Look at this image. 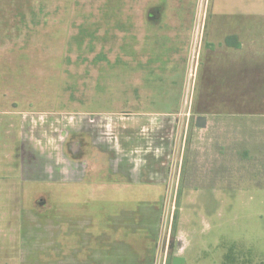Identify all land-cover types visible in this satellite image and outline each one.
Wrapping results in <instances>:
<instances>
[{"label":"rangeland","instance_id":"rangeland-1","mask_svg":"<svg viewBox=\"0 0 264 264\" xmlns=\"http://www.w3.org/2000/svg\"><path fill=\"white\" fill-rule=\"evenodd\" d=\"M163 1L0 0V145L9 143L0 147V264H86L21 261L23 206L56 194L66 221L82 219L119 195L88 184L122 183L165 195L152 203L161 228L151 264H264L263 27H252L256 39L231 69L224 27L212 25L262 21L264 0H196L176 107L154 104L143 63L142 36L158 27L140 19L163 14ZM14 137L24 140L17 158ZM9 162L41 183L12 185L20 179L3 169Z\"/></svg>","mask_w":264,"mask_h":264},{"label":"crops","instance_id":"crops-1","mask_svg":"<svg viewBox=\"0 0 264 264\" xmlns=\"http://www.w3.org/2000/svg\"><path fill=\"white\" fill-rule=\"evenodd\" d=\"M157 7L160 8L159 10H163V14L158 17L140 19L142 25L150 23L151 26L158 27L151 29L150 32L153 34L142 36L141 45L144 49L149 50L147 52L150 54L143 63L150 68L149 85L153 90L152 100L156 101L154 104L176 107L179 105L177 97L179 99L178 95L184 83L187 50L191 38V26L194 23L193 12L196 7V0H165ZM247 7L254 8L250 5ZM247 7L246 9H248ZM166 11H173L172 16ZM226 16L222 18L224 19ZM212 25L213 27H224L221 41L218 42H221L222 45L220 46L229 55L235 56V60L230 62L229 67L231 69L233 66L239 65L238 55L244 46V41L256 39L255 36L258 33H255L252 27H263L260 32H264V20L239 18L236 21H230V23L229 20H222ZM144 34L148 33L145 32ZM146 38L147 40H145ZM135 42V49L137 50L139 47L138 37ZM222 64L225 68L228 67L227 62ZM159 90L166 92H159ZM158 116L165 115L158 114ZM206 117V123H200L205 125V129L202 130H206L210 123L208 116ZM0 122L6 121L0 118ZM13 132V130L6 131V134ZM22 138L19 141L15 137L13 139L16 158L24 153V140ZM3 139L5 142L0 147L7 148L8 138L4 137ZM1 158L3 159L2 156ZM1 158L0 160H2ZM14 163L12 165L9 162L6 163L7 166H3V169L8 170L9 173L11 172L10 169L18 173L20 180L19 182L13 181L12 185L23 187L27 181L32 184L41 183L28 175L26 176L28 167L23 163L21 165ZM10 176L11 174H8L6 178ZM87 187L95 189L94 191L101 190L100 192H105L106 189L116 191L115 193H119L118 196L105 197L103 201L111 205L119 204L120 207L117 210H112L108 204L104 210L92 209L83 216L85 220L83 218H71L66 221L65 216L58 209L59 204H51L53 201L60 203L61 199L58 195L39 194L34 196L32 198L34 208L23 206L21 234L26 245L23 247L20 260L86 261V264H110L109 261L151 264V261H155L161 228V207L159 206L160 211L158 212L157 207H154L152 203L162 202L165 195L157 188L127 183L88 184ZM139 188L144 190L138 193ZM145 191L146 194L143 196ZM216 191L209 190L204 195L210 201L216 200V196L220 195ZM22 196H24V192ZM74 236L75 238H72ZM29 239L32 243V250L30 251L25 248ZM72 239H76L74 244ZM80 244H82L81 248L79 247Z\"/></svg>","mask_w":264,"mask_h":264},{"label":"water","instance_id":"water-1","mask_svg":"<svg viewBox=\"0 0 264 264\" xmlns=\"http://www.w3.org/2000/svg\"><path fill=\"white\" fill-rule=\"evenodd\" d=\"M206 123V118H200V123ZM200 123H198V127H200V128H204L205 127V125H202V124H200Z\"/></svg>","mask_w":264,"mask_h":264}]
</instances>
